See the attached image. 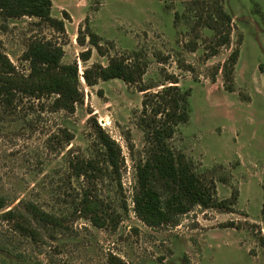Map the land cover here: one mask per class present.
<instances>
[{
	"label": "rangeland",
	"instance_id": "374dc122",
	"mask_svg": "<svg viewBox=\"0 0 264 264\" xmlns=\"http://www.w3.org/2000/svg\"><path fill=\"white\" fill-rule=\"evenodd\" d=\"M51 2L50 14L64 19L65 32L39 17L0 12V50L13 76H27L22 55L31 38L61 43L63 63L78 62L85 98L70 113L53 108L54 95L0 96V197L6 201L0 264H264V0H223L233 17L232 42L212 57L208 28H200L196 51L187 48L191 24L175 21L182 0ZM80 28L85 45L77 40ZM91 32L105 55L91 43ZM240 36L236 90L229 92L221 71L215 82L212 76ZM89 48L92 56L84 62L79 55ZM111 57L146 62L142 82L114 78L89 86L85 70L107 66ZM172 79L190 89L191 117L177 126L169 146L193 162L223 206L195 205L177 224L148 225L135 205L136 166L150 147L140 87L154 93ZM92 115L121 148L120 177L107 168ZM90 158L104 169L97 182L70 164ZM32 205L60 217L62 225L38 222ZM9 210L23 217H2Z\"/></svg>",
	"mask_w": 264,
	"mask_h": 264
},
{
	"label": "trees",
	"instance_id": "16d2710c",
	"mask_svg": "<svg viewBox=\"0 0 264 264\" xmlns=\"http://www.w3.org/2000/svg\"><path fill=\"white\" fill-rule=\"evenodd\" d=\"M185 8L182 13H175V21L185 18L191 24L194 39L186 46L190 51H196L201 38L200 28H208L214 32V37L208 45V56H216L223 47H230L234 29L233 17L226 10L223 0H182ZM51 0H0V12L8 16L28 15L39 17L60 32H65L64 19L50 14ZM64 16L70 19L67 12ZM80 28L77 40L85 45L86 36ZM91 43L97 51L105 55L99 37L89 33ZM242 36L238 38L237 47L228 58L216 68L212 81L221 71L224 87L229 92L236 90L235 71L240 57ZM65 49L63 45L51 39L31 38L23 58L29 63L30 73L27 76H13V65L5 53L0 50V96L7 100L15 94H25L35 97L54 95L53 108L75 112L78 104L84 102L85 94L81 88L78 62L63 63ZM92 56L89 48L80 53L79 57L87 62ZM147 63L128 62L124 57H111L109 64H93L84 72V79L89 86L96 85L99 80L121 79L128 84L140 83L146 72ZM172 85L164 89L148 93L150 87L141 85L140 91H146L143 100L144 116L142 124L147 130V140L150 144L149 155L137 166L138 193L136 195V210L142 220L148 225L177 224L179 217L189 212L195 205L204 207H219L223 204L215 200L213 187L208 180L197 173L193 162L184 155H175L168 140L173 137L177 126L186 123L191 117L190 89L183 90L177 79L171 80ZM97 133L101 145L100 152L104 156L107 168L120 177L122 151L118 143L111 138L98 123L95 115L89 118ZM69 135L67 141L73 139ZM77 175L85 176L92 182H97L104 169L99 159H78L70 162ZM120 182V180H119ZM211 183V182H210ZM163 187L164 190L161 188ZM6 201L0 197V210L5 208ZM31 214L38 222L46 225H59L60 217L47 213L32 205ZM99 216V215H98ZM2 217L12 219L23 217L13 210L5 211ZM100 218V217H98ZM95 224L97 221L94 220ZM19 226L22 224L19 223ZM23 228V227H22ZM35 232V230H31Z\"/></svg>",
	"mask_w": 264,
	"mask_h": 264
}]
</instances>
